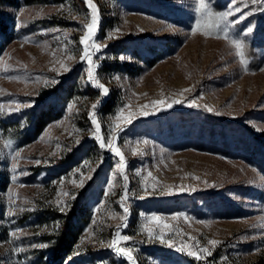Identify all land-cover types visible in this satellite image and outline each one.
I'll return each mask as SVG.
<instances>
[{
    "label": "rangeland",
    "instance_id": "374dc122",
    "mask_svg": "<svg viewBox=\"0 0 264 264\" xmlns=\"http://www.w3.org/2000/svg\"><path fill=\"white\" fill-rule=\"evenodd\" d=\"M35 1L1 7L10 21L0 49V174L7 180L0 191V264L48 263L45 238L76 207L82 218L74 253L62 264H129L109 246L117 231L131 238L122 246L133 249V264H255L264 257V0H233L241 12L229 22L244 18L230 34L245 43L246 67L226 39L193 33L197 0H93L95 38L106 45L93 55L94 74L106 95L81 59L91 13L85 0ZM210 6L220 13L229 0ZM160 99L183 102L143 108ZM121 109L132 122L120 121L122 130L112 133ZM93 113L105 140L117 136L127 182L117 171L119 157L94 138ZM80 172L82 187L71 183ZM124 194L127 226L118 228ZM57 201L67 207L61 211ZM152 215L160 225L149 223ZM146 223L168 243L149 239ZM165 223L171 227L163 229ZM212 239L215 247L207 243ZM184 245L212 254L197 259L180 250Z\"/></svg>",
    "mask_w": 264,
    "mask_h": 264
},
{
    "label": "snow or ice",
    "instance_id": "6c2138e0",
    "mask_svg": "<svg viewBox=\"0 0 264 264\" xmlns=\"http://www.w3.org/2000/svg\"><path fill=\"white\" fill-rule=\"evenodd\" d=\"M85 3L87 6L91 9L90 13V21L85 23L83 26L84 30V35L80 38L79 44L82 45V49L80 50L82 55L81 59L85 60L88 64V69H87V76L90 82L94 84L95 87L99 88L102 90V92L106 95L109 92V89L105 87L104 84L100 83L99 80L97 79L96 75L94 74V61H93V55L95 52H99L102 48V42L96 40V33L98 31V9L96 5L93 3V0H85ZM197 12L199 13V19L196 21L195 27L192 29L193 33H195L198 30H204L203 34L207 37L210 36L213 32L216 35V38H224L226 39L230 45L235 49V54L240 58V63L246 67V59H245V54H244V49H245V43L242 38H234L230 34L231 28L235 25L238 24L242 21L244 18L243 15L238 16L235 20L229 22V17L235 15L237 12H241V9L236 6V4L233 2V0H229V7L226 11L216 13L213 11L212 7L210 6V0H197ZM87 19V18H86ZM54 31H59V29H54ZM120 30L115 29L113 33H110L107 38H114L115 33H118ZM253 31V28L250 26L245 30L244 34L251 33ZM59 39V37H57ZM65 40H68L67 35L64 37ZM70 42V41H69ZM73 57L71 55H68V59H72ZM97 59H100V57H97ZM123 59V57H121ZM60 64V67L66 72L69 71V69L65 66L63 61H57ZM3 71L7 72L9 69L5 67ZM261 71H264V69H261ZM9 80H19L20 77L18 76H9L7 77ZM58 81L52 80L51 83L55 84ZM189 89H184L179 95H183V92H187ZM183 101L176 99L172 101H165L164 99L160 100H155L152 101L150 105H144V109H148L149 107L155 108L156 106L159 105H165L167 107H171L173 103L179 104L182 103ZM195 104V101H192L189 103V106H193ZM19 107V105L17 106ZM74 107V105L70 106ZM97 107L96 104L92 105V109L95 110ZM208 111H213L212 108H208ZM0 111H2V107H0ZM143 115H148L150 114L147 111L142 112ZM90 119L92 124L94 125V138L98 141L99 147L101 149H107L110 150L115 154V156L119 157V164L117 171L123 176V179L125 182L128 181V176L125 174L126 172V161H125V156L123 152L121 151V148L117 145V136L116 135H109L107 140H105V137L101 133V126L100 123L95 119L94 113L90 115ZM114 120L116 121L114 125L111 128L112 133H116L118 130L121 129V123L120 121H123L125 124H130L132 122V117L131 115L125 116L124 110L121 109V111L116 114L114 117ZM11 141H8L5 143V146L8 148H11ZM59 147V146H58ZM21 151L16 150L14 153H12L13 159L15 160L16 158L20 157ZM41 161H36V163H40ZM85 164H88L89 162L85 161ZM13 172L16 171V164H13L12 166ZM22 175H27L26 172L21 173ZM115 175V174H114ZM149 176H151V173H148ZM88 179H91V176H87ZM85 179V173L80 172L79 178L78 179H73L71 181L72 184L77 185L82 187ZM12 180H16V176H12ZM23 187L24 185H20ZM112 185H109V188H111ZM63 195L65 197L69 196L70 194L68 192H64ZM74 198V197H72ZM126 200H127V195L124 194L121 196V204L123 207V215L120 216V220L123 221L124 223L122 225H119V227H126V219L127 215L129 213V208L126 206ZM63 204L62 201H57V205L60 208L61 211L64 210L67 205H63V207H60V205ZM179 217L174 216L173 219H178ZM160 220L161 218L157 215H152L151 217H148L149 223L160 225ZM185 220H187V217H185ZM171 226L167 223L162 225L163 229H169ZM143 231L147 233L149 239L153 238H158L161 240V242L168 243V241L164 240L163 233H159L158 235L154 236L153 234V229L148 226V223L143 225ZM15 235V233H13ZM131 238L127 235H121L119 231L114 233V237L110 242V247L120 255H123L124 257L127 258L129 264H133V256L132 252L133 249L131 247H124L122 244H126ZM208 245L215 247L218 244L217 240H208L207 241ZM169 246L171 247L172 245L169 243ZM37 247H47V245H38ZM188 249V254L196 257L197 259L200 258L201 254L204 256H210L211 250L209 247H199L198 245H194L192 247H189L187 245H184L181 247V251H184L185 249Z\"/></svg>",
    "mask_w": 264,
    "mask_h": 264
},
{
    "label": "trees",
    "instance_id": "16d2710c",
    "mask_svg": "<svg viewBox=\"0 0 264 264\" xmlns=\"http://www.w3.org/2000/svg\"><path fill=\"white\" fill-rule=\"evenodd\" d=\"M35 0H0V49L2 45L9 40L8 27L9 17L3 12L1 7H12L19 4H32ZM108 107V102L105 104ZM43 123H40L36 128L40 130ZM260 152H264L260 151ZM7 180L0 174V191L6 187ZM82 212L79 208H74L67 217L64 227L57 232L55 236L45 238L48 245V250L52 252V259L42 264H62L64 260L74 253V246L77 240V220L82 218ZM255 264H264V257L258 259Z\"/></svg>",
    "mask_w": 264,
    "mask_h": 264
}]
</instances>
